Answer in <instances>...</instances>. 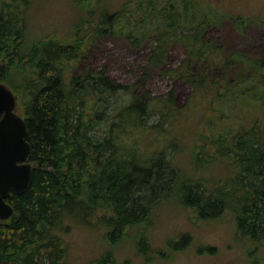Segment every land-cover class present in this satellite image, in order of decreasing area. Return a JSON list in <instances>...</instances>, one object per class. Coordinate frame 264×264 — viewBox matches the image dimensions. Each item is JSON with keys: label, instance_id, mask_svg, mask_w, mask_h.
Returning a JSON list of instances; mask_svg holds the SVG:
<instances>
[{"label": "trees", "instance_id": "trees-1", "mask_svg": "<svg viewBox=\"0 0 264 264\" xmlns=\"http://www.w3.org/2000/svg\"><path fill=\"white\" fill-rule=\"evenodd\" d=\"M10 1V9L0 11V81L10 86L14 77L23 78L18 106L28 124L34 177L26 192L8 199L14 213L0 223V264H66L63 235L70 215L100 221L115 243L168 197L194 207L204 220L231 209L240 234L264 242V60L242 54L222 59L221 49L204 40L206 29L219 23L224 12L200 0H123L117 9L91 12L89 28L75 25L73 41L52 38L27 46L21 11L31 0ZM152 33L151 65L167 61L179 38L188 47L183 65L197 62L201 67L197 74L182 65L170 75L197 81L201 93L213 100L204 119L219 133L214 151L236 170L224 184L210 187L182 178L168 155V149H182L173 152L170 146L177 139L171 136L172 120L184 114L172 95L137 94L116 107L109 98L120 89L133 93L130 88L102 73L70 74L94 37L118 35L140 46ZM235 62L241 66L234 78L211 73L217 65L227 68ZM153 116L158 120L151 123ZM101 125L105 133L94 135ZM190 241L185 234L174 241V249ZM139 247L150 250L146 240ZM109 257L101 264H108Z\"/></svg>", "mask_w": 264, "mask_h": 264}, {"label": "rangeland", "instance_id": "rangeland-1", "mask_svg": "<svg viewBox=\"0 0 264 264\" xmlns=\"http://www.w3.org/2000/svg\"><path fill=\"white\" fill-rule=\"evenodd\" d=\"M200 1L225 13L219 23L211 24L204 33V40L212 48L221 49L222 59L242 54L246 59L264 60V0ZM10 2L0 0V11L9 10ZM122 3L123 0H87L85 4L76 0H31L28 7L21 11L25 19V44L30 46L52 38L73 41L75 25L84 24L89 28L86 18L91 17V12L103 7L117 9ZM184 30L186 33L187 29ZM84 33L82 30L80 35ZM86 44L70 74L82 77L88 72L102 73L116 85L132 90L133 93H124L120 89L116 96L109 98L110 104L115 101V106L121 107L129 103L134 95L149 93L155 96L172 95L175 105L183 109L184 114L177 122L174 118L172 123L175 124L170 128L171 136L177 138L174 143L170 142L172 150L182 149L179 153L167 150L180 169L182 178L198 180L212 187L224 184L229 175L236 173L232 164L214 151L219 133H214L213 128L210 130L209 120L206 122L204 119L213 109V100L201 93L202 87L197 81L170 75V70H176L189 58L188 47L181 39L173 40L167 61L159 66L150 63L155 45L153 33L140 46H134L123 36L112 34L94 37ZM203 63L207 65L208 62ZM240 66V62L227 68L217 65L211 73L217 77L234 78ZM183 67L197 74L201 68L197 62ZM22 80L21 77H14L10 82L18 102ZM17 112L23 115L19 106ZM108 115L111 116V113ZM157 120V116H153L150 122ZM112 121L110 117L105 122L108 125ZM104 133L102 125L93 131L96 136ZM145 143L151 146L148 139ZM194 154L198 159H194ZM66 221L69 225V231L63 235L68 250L66 264H101L109 254L108 264H264V242L256 243L243 237L231 209L218 218L204 220L194 207L168 197L154 205L145 222L129 228L115 243L110 242L100 221H84L75 215H70ZM185 234L191 236L190 244L183 249H174V241ZM140 240H146L149 251L140 250Z\"/></svg>", "mask_w": 264, "mask_h": 264}, {"label": "water", "instance_id": "water-1", "mask_svg": "<svg viewBox=\"0 0 264 264\" xmlns=\"http://www.w3.org/2000/svg\"><path fill=\"white\" fill-rule=\"evenodd\" d=\"M17 106L15 91L0 81V223L14 213L8 199L26 192L34 177L28 124Z\"/></svg>", "mask_w": 264, "mask_h": 264}]
</instances>
